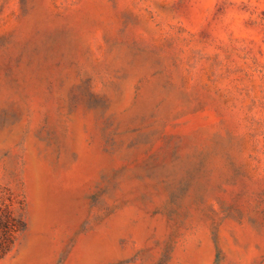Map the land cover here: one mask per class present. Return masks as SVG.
I'll return each instance as SVG.
<instances>
[{"label":"rangeland","instance_id":"obj_1","mask_svg":"<svg viewBox=\"0 0 264 264\" xmlns=\"http://www.w3.org/2000/svg\"><path fill=\"white\" fill-rule=\"evenodd\" d=\"M0 264H264V0H0Z\"/></svg>","mask_w":264,"mask_h":264}]
</instances>
